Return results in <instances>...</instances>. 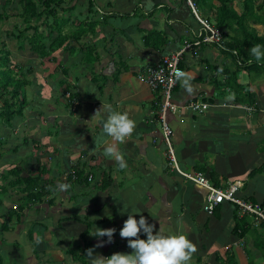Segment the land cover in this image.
Masks as SVG:
<instances>
[{"label": "crops", "instance_id": "1", "mask_svg": "<svg viewBox=\"0 0 264 264\" xmlns=\"http://www.w3.org/2000/svg\"><path fill=\"white\" fill-rule=\"evenodd\" d=\"M204 1L195 5L191 0H65L63 31L70 38L78 36L88 49L79 47L71 56L61 53L49 63L56 71L45 81L58 84L57 89L50 85L40 98L27 96L30 107L23 112V126L10 130L0 125L6 136L16 134L12 147L0 143L7 149L0 155V175L11 161L22 177L44 170L42 179L54 192L11 220L6 213L15 205L3 199L1 264H89V248L103 257L128 253L131 249L119 230L132 210L159 230L185 234L196 248L191 264H216L215 257L224 258L223 252L237 264H248L249 254L253 260L258 255L262 264L253 241L254 231L263 234L258 223L246 237H236L235 216L246 214L225 202L208 215L206 191L170 169L160 128L150 123L159 93L137 79L146 67L161 63L194 38L201 28L197 17L216 26L219 3ZM90 50L94 53L88 54ZM235 55L215 44L184 52L181 67L194 91L187 93L179 80L173 101L180 109L167 118L181 171L201 172L222 190L240 182L236 196L251 203L264 200V65L246 69L253 63L236 64ZM192 101L214 107L194 113L186 109ZM102 104L136 121L133 135L118 145L127 162L124 169L104 154V148L116 142L95 121L89 122ZM72 170L79 179L68 177ZM61 182L70 185L69 191H56ZM95 227L116 229L112 242L95 247Z\"/></svg>", "mask_w": 264, "mask_h": 264}, {"label": "trees", "instance_id": "2", "mask_svg": "<svg viewBox=\"0 0 264 264\" xmlns=\"http://www.w3.org/2000/svg\"><path fill=\"white\" fill-rule=\"evenodd\" d=\"M191 1L195 5L206 4V1L204 0ZM217 1L219 3L217 14L220 17L217 20L216 26L209 19H205L207 24L211 26L213 25V27L220 32L222 41L215 45H224V49L235 52L236 55L232 57V59H238L236 64L240 63L242 66L251 61L253 64L248 66L246 69H252L253 67L255 69H261V67H258V64H261V66L264 65V60L256 62L250 55L249 49L255 44L264 45V14L260 17L256 16L254 12V0H243L242 12L240 15L236 13L234 8L235 1L238 0ZM9 2L10 1L7 0V3ZM16 4L18 5V12L14 15L20 19V22L14 25L15 30L13 32L10 31L6 38L10 41H15L17 49L22 50L24 47H27L32 55H35L39 60H41L42 64L54 61V59H57L58 55L61 53H66L71 56L78 53L80 49H83L84 52H86V48L88 49V47L85 46V48L80 45V39L78 36L72 35L70 38L69 35H66L63 31L66 24L65 0H17ZM1 9L2 14H0V21L5 20L8 16L7 12H5V5L1 7ZM256 9L260 10L261 8L258 7ZM13 11L16 12L17 10L14 8ZM247 17L253 18V25L263 26V32L260 36L257 35L258 32H247L245 30L248 19ZM233 25L236 27V30L232 27ZM42 27H45V29L40 32ZM225 27H228V31H223ZM230 33L234 34L231 38L229 36ZM197 40L200 44L196 47V49L203 45H207L201 42L202 38H197ZM72 44H74V46H72ZM91 53L94 52L90 50L88 54ZM11 58V53L6 49L5 43L0 39V125L5 126L10 130H14L13 128L16 127V124L24 120V110L27 107H30V103L27 101L26 92V88L30 86V82L25 80L24 72L26 74H30L33 70L32 68L22 70L21 66L14 63L12 64L13 61ZM179 67L181 71H183L181 63L179 64ZM236 74L237 72L234 76ZM18 76H20V78ZM61 85H64L63 82ZM64 88L66 91L69 90L68 85ZM65 93L67 92L64 91L63 94L65 95ZM70 100L72 103V96L70 97ZM159 103L160 99H157V106L155 108L156 113L159 108ZM74 171L76 172V178L79 179L80 174L77 173L76 170ZM43 172L44 170H41L38 175L33 177H22L19 168L15 166L8 170L6 174L0 175V208L2 207V199L7 195H11V191L16 190L21 194V196L15 200V206L13 209L6 213L10 220L15 218L18 219L19 215L29 205L41 203L54 192V187L51 186L47 180L42 179V176L44 175ZM68 177L71 179L70 176ZM18 193H16L15 196H17ZM244 202L251 204L253 207L264 209V200H254L251 203L248 201ZM223 203L217 205L214 211L221 207ZM226 203H229L233 205L234 208L239 209V207L233 203ZM244 214H246V216L242 218H238L237 215L235 216L236 226L233 229L232 234L240 239L244 238L246 235L251 233L254 224L258 223L257 229H262L263 234L261 235L258 234L257 231H254V248L262 254L261 260L262 264H264V221L258 220L257 215L251 212H245ZM83 237L84 239L87 237V232L84 233ZM223 255L224 258L220 257V255L215 257L216 264H237L235 258L230 255L229 252H223ZM247 258L248 264H255L251 254H249Z\"/></svg>", "mask_w": 264, "mask_h": 264}, {"label": "clouds", "instance_id": "3", "mask_svg": "<svg viewBox=\"0 0 264 264\" xmlns=\"http://www.w3.org/2000/svg\"><path fill=\"white\" fill-rule=\"evenodd\" d=\"M249 52L256 62L264 60V45L255 44L249 49ZM176 78L182 82L187 93H193L191 77L187 76L184 71L177 70ZM104 113L107 114L106 118ZM93 121L101 127L107 137L116 142L106 146L104 154L114 159L120 169L126 168L127 162L118 150V145L123 144L133 135L136 121L130 118L127 113L114 110L110 104H102V107L95 112L89 122ZM69 189L70 185L63 182L56 186L58 193H65ZM139 214L138 210L127 213V219L124 220L123 226L119 230V236L127 239V246L131 251L128 253L117 252L109 257H103L94 255V248H89L86 250L89 264H191L192 254L196 248L185 234L159 230L157 225L150 223L145 216ZM137 215H139V219L136 218ZM115 233L116 229L114 228L95 227L91 234L99 241L95 247L111 243Z\"/></svg>", "mask_w": 264, "mask_h": 264}, {"label": "built area", "instance_id": "4", "mask_svg": "<svg viewBox=\"0 0 264 264\" xmlns=\"http://www.w3.org/2000/svg\"><path fill=\"white\" fill-rule=\"evenodd\" d=\"M189 5L193 10L194 6L190 2ZM197 20L200 22L201 28L199 32L194 35V38H192L191 41L186 40L184 42L182 50L172 54L161 63L146 67L137 76L139 81L143 82L148 88L160 95L158 111L155 118L150 121V123L157 124L160 128L162 141L165 145L166 159L170 169L172 168L174 172L184 180L195 184L206 191L205 211L208 215H212L217 205L222 204L223 202H230L237 205L241 212H251L257 215L258 220L264 221V209L253 207L251 204L245 203L236 196V193L242 186L240 182L231 184L225 190L217 189L213 187L202 174H188L181 171L179 167L178 159L172 145V129L167 118L169 114H175L180 109L173 101V92L179 81L176 78V72L177 70H181L179 64L183 53L191 51L199 46L200 42L197 38H202L201 42L203 44H218L222 41L220 32L216 28L207 24L205 20H201L198 17ZM211 107L214 106L196 101L189 102L186 105L187 110L198 114L207 112ZM68 176H70L72 180L77 179L76 172L74 170L70 171Z\"/></svg>", "mask_w": 264, "mask_h": 264}, {"label": "rangeland", "instance_id": "5", "mask_svg": "<svg viewBox=\"0 0 264 264\" xmlns=\"http://www.w3.org/2000/svg\"><path fill=\"white\" fill-rule=\"evenodd\" d=\"M9 1L10 2L7 3V0H0V14H2L1 7H3L4 5H5V12H7V14H8V16H7V18L5 20H1L0 21V39H1L2 42L5 43L6 49L11 53V56H12L11 59L13 61L12 64L14 63V64H16L18 66H21L22 70H26L28 68H32L33 71L30 74H26L24 72L25 80L30 82L31 85L35 84V85L32 86V88H28L26 90L27 96L29 98V97H31V93H32V95L34 93V95H36V98H40V96H41L40 94L43 95V91L42 90L46 86L51 87V86L55 85L54 87L56 88V86L58 85V84H53V83H49L48 84L45 81L47 78L50 77V73L51 72L56 71V68H54V64H49V62L48 63H44V64H39L38 58L35 55H32L29 52L27 47H24V49L19 50V49H17V45H16L15 41H13V40L10 41V40H8L6 38L7 34L10 31L13 32L15 30L14 29V25L18 24L20 22V19L17 16L14 15L15 13L18 12V9H17L18 5L16 4L17 0H9ZM254 2H255L254 12H255L257 17H260L261 15L264 14V0H254ZM235 3H236V8H235L236 13L237 14H241L242 10H241V6L239 5L241 3V0L235 1ZM258 7H260L261 9L260 10L256 9ZM14 8L17 10L16 12L13 11ZM252 21H253V18H248L247 19L246 26H245L246 29L245 30L247 32H252V31L258 32L257 35L260 36V34H262V32H263V26L262 25H253ZM232 27L235 28L234 30H236V27L234 25ZM44 29H45V27H42L40 29V32L43 31ZM229 36L231 38V37L234 36V34H230ZM65 58H66V55L62 54V58H61L62 63L65 62V61H63ZM18 77L20 78V76H18ZM58 92H61V88H59ZM27 111H30V109H27ZM30 118L31 117L29 115L28 116V120H30ZM23 125L24 124H22V122H21L19 124H16V127L13 128V129L16 130L17 127H20V126H23ZM2 129L0 130V135L3 136V137H1L0 143L2 142V145H7V146L9 145L10 147H12L13 145H11V137L12 136L15 137L16 134L12 133V136L8 137L4 133H2ZM34 136H36V135H34ZM6 150L7 149H5L4 147L3 148L1 147L0 148V155L3 154L2 152H6ZM11 156H13V155H11ZM10 163L13 164L14 162L11 161ZM11 164H9V167L7 169L2 171L3 174H6L7 173L6 171H8L10 167L14 166V165H11ZM171 170L174 172V170L172 168H171ZM254 172L256 173L257 170H255ZM204 178L207 181H209L207 177L204 176ZM0 182H1V180H0ZM15 191L16 190L11 191V192L14 193V196L13 195H7L3 199H5L6 201L8 200V202L10 204H14L15 205V200L17 199L15 197V194H16ZM257 258H259V256L255 255L254 256V261ZM255 262H256V264H260L258 259Z\"/></svg>", "mask_w": 264, "mask_h": 264}]
</instances>
